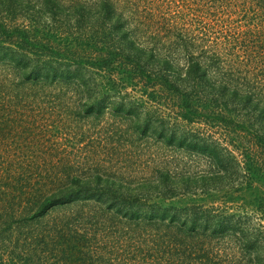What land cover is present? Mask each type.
Instances as JSON below:
<instances>
[{
	"label": "trees",
	"instance_id": "16d2710c",
	"mask_svg": "<svg viewBox=\"0 0 264 264\" xmlns=\"http://www.w3.org/2000/svg\"><path fill=\"white\" fill-rule=\"evenodd\" d=\"M0 264H264V0H0Z\"/></svg>",
	"mask_w": 264,
	"mask_h": 264
},
{
	"label": "rangeland",
	"instance_id": "374dc122",
	"mask_svg": "<svg viewBox=\"0 0 264 264\" xmlns=\"http://www.w3.org/2000/svg\"><path fill=\"white\" fill-rule=\"evenodd\" d=\"M95 80L98 83V87L96 88V91L94 92L95 94L93 96H95L96 98H101L105 94H108V93L115 94V89H109L108 86H106L107 85V77L106 76H102L101 74L96 75ZM119 91H122V93L128 92L129 94H132L137 98H139V96H141V91L134 89L128 83L123 85ZM96 98H94L93 101H95ZM109 100L115 101L116 103L120 101V99L117 98L116 96H112L111 99H109ZM102 125L103 124H99L96 126L89 127V129L86 130V132L88 134L86 137V141H94L96 143L97 142H104V140H105L104 135L107 134L108 131L106 129H104L102 127ZM122 129H124V128H122ZM161 130L162 129H161L160 125L153 124V126L147 132V135L149 137L148 143H150L151 145H154L155 142L164 143V139L162 138L164 135L161 136V133H160ZM113 131H116V130L113 129ZM131 132H135L136 135H139L138 130H134ZM220 194H221V191H217V190H213V189L208 190V191H200L199 190L195 194L187 193L183 196H177V197L169 200V202L174 203V204H182V203H186V202L210 204L213 202V200L215 198L220 196ZM247 195H249V194H247ZM156 200H159V199L157 198ZM240 202L248 204L246 202V199L240 200Z\"/></svg>",
	"mask_w": 264,
	"mask_h": 264
}]
</instances>
